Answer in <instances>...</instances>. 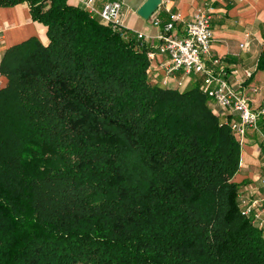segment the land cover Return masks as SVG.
<instances>
[{
    "label": "trees",
    "instance_id": "trees-1",
    "mask_svg": "<svg viewBox=\"0 0 264 264\" xmlns=\"http://www.w3.org/2000/svg\"><path fill=\"white\" fill-rule=\"evenodd\" d=\"M0 57V264H264L241 145L203 90L153 81L137 33L68 0Z\"/></svg>",
    "mask_w": 264,
    "mask_h": 264
},
{
    "label": "crops",
    "instance_id": "crops-1",
    "mask_svg": "<svg viewBox=\"0 0 264 264\" xmlns=\"http://www.w3.org/2000/svg\"><path fill=\"white\" fill-rule=\"evenodd\" d=\"M104 1L106 0H98V3ZM121 1L124 27L135 33H142V39L156 47L150 65L152 80L181 90L203 77L179 71L165 82L161 63L167 55L157 50L163 23L169 21L171 13H179L177 27L183 32L185 22L192 17L196 7L203 2L211 3L214 35L210 54L220 57V68L224 69L233 85L242 87L249 96L252 108L264 109V0H160L148 17L139 13L146 0ZM68 2L82 6L78 0ZM157 18L161 24L154 22ZM31 36L47 40L46 27L32 18L28 4L1 5L0 57L5 48ZM243 43L245 46H241ZM206 61L210 63L209 56H206ZM236 67L250 68L252 75L241 79L239 74L231 72ZM214 107L223 119L231 123L238 120L234 111L216 104ZM235 133L240 141L241 153L239 169L234 179L239 183L240 196L249 202L256 201L264 225V211L261 210L264 205V188L261 185V178L264 176V114L258 121V128L248 127L244 134Z\"/></svg>",
    "mask_w": 264,
    "mask_h": 264
},
{
    "label": "built area",
    "instance_id": "built-area-1",
    "mask_svg": "<svg viewBox=\"0 0 264 264\" xmlns=\"http://www.w3.org/2000/svg\"><path fill=\"white\" fill-rule=\"evenodd\" d=\"M78 1L91 15L99 17L114 28H125L121 0H106L101 4L98 3V0ZM212 17V4L203 2L196 7L192 17L185 22L183 32H180L177 27V21L180 20L179 13H171L169 21L163 23L157 50L167 55L161 63L164 80L166 82L168 78L175 76L179 71L201 75L203 90L217 106L228 108L236 113L238 120L232 123V129L244 134L248 127L258 128V121L264 114V109L252 108L249 96L242 87L233 85L228 80L224 69L220 68V57L210 54L214 35ZM154 22L161 24L158 18ZM137 35L143 37L142 33H137ZM241 46H245V43ZM148 56L150 59L154 58L155 51H149ZM206 56H209L210 63L206 61ZM231 72L239 74L241 79H247L252 75V70L247 67L241 69L236 67ZM3 82V74L0 70V88L3 86ZM261 185L264 188V176L261 178ZM242 203L245 206V212L251 214L255 222L263 224L256 201L249 202L242 198ZM261 210L264 211V205Z\"/></svg>",
    "mask_w": 264,
    "mask_h": 264
},
{
    "label": "water",
    "instance_id": "water-1",
    "mask_svg": "<svg viewBox=\"0 0 264 264\" xmlns=\"http://www.w3.org/2000/svg\"><path fill=\"white\" fill-rule=\"evenodd\" d=\"M159 1L160 0H146L140 7L139 13L144 17H148L154 11Z\"/></svg>",
    "mask_w": 264,
    "mask_h": 264
}]
</instances>
